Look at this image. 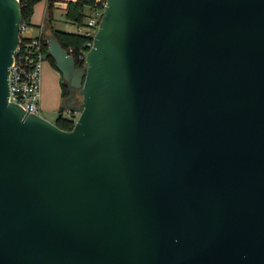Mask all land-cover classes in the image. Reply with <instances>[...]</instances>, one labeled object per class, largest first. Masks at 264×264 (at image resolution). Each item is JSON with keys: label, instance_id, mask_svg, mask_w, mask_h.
I'll return each instance as SVG.
<instances>
[{"label": "water", "instance_id": "95a60500", "mask_svg": "<svg viewBox=\"0 0 264 264\" xmlns=\"http://www.w3.org/2000/svg\"><path fill=\"white\" fill-rule=\"evenodd\" d=\"M21 1L0 0V264H264V0H106L81 69L46 36L71 131L8 100Z\"/></svg>", "mask_w": 264, "mask_h": 264}, {"label": "built area", "instance_id": "2783aa9c", "mask_svg": "<svg viewBox=\"0 0 264 264\" xmlns=\"http://www.w3.org/2000/svg\"><path fill=\"white\" fill-rule=\"evenodd\" d=\"M105 5L106 3L104 2L101 8L94 10L92 13L93 17L88 18L84 26L76 27L74 32L87 39L84 50L77 54L78 60L83 61L84 66L85 56L92 45V39L97 32ZM25 27V25L21 24L20 31L25 29ZM46 48V38L40 36L22 40L19 38L18 45L13 52L8 73V100L21 107L25 113H27V104L30 103L31 111H28V114L39 115L41 70L42 63L46 60ZM67 52L73 57L74 50L72 48H69ZM64 112L63 115L65 117L74 118L73 115L66 111Z\"/></svg>", "mask_w": 264, "mask_h": 264}, {"label": "trees", "instance_id": "16d2710c", "mask_svg": "<svg viewBox=\"0 0 264 264\" xmlns=\"http://www.w3.org/2000/svg\"><path fill=\"white\" fill-rule=\"evenodd\" d=\"M46 2V12L44 17V22L41 26L42 33L40 37L45 38L46 36H52L60 46L66 51L69 48L74 50L73 59L75 61L76 68H84L83 61H79L77 54L84 50V47L87 43V39L75 34L64 32L58 29H54L52 26L53 23V11L55 9V3L58 0H22L20 2V11H21V24L28 26L33 15L34 7L40 2ZM106 0H75L66 2V9L63 15L66 17L67 21L74 25L75 27H81L86 24L88 18L93 13L94 10L102 7L103 3ZM22 40L24 38L20 37ZM47 51V48H46ZM46 59L54 68L53 60L48 56L46 52ZM55 69V68H54ZM60 89H61V99L62 101L68 96V90L66 88L65 82L60 76ZM64 108L60 107L58 112V117L54 122L55 126L64 131H71L75 121L69 119L63 115ZM61 115V117H59Z\"/></svg>", "mask_w": 264, "mask_h": 264}, {"label": "rangeland", "instance_id": "374dc122", "mask_svg": "<svg viewBox=\"0 0 264 264\" xmlns=\"http://www.w3.org/2000/svg\"><path fill=\"white\" fill-rule=\"evenodd\" d=\"M44 3V2H41ZM65 7H55L53 11V23L52 26L54 29H59L61 31H67L71 32L73 30V25L70 24L66 17L63 15ZM35 9V8H34ZM90 17H93L91 14ZM42 15L38 22H35L34 19L31 18L29 25L25 27V29H22L20 31V37L24 39H32L37 38L41 34L40 30V24H41ZM88 20V19H87ZM86 22V21H85ZM42 64V70H41V91H40V102H39V108L41 110L39 111V115L46 119L48 122H55L56 118L58 117V114H54L56 118H52V116L48 115L46 112L48 111V107L52 104V94L57 92L60 88V75L59 73L53 68L51 69L52 75H47L45 77L44 72V66L49 65V62L47 60H44ZM59 108V104L56 108V111ZM65 113V112H64ZM77 116H75L73 119L76 121Z\"/></svg>", "mask_w": 264, "mask_h": 264}, {"label": "crops", "instance_id": "0c3cea01", "mask_svg": "<svg viewBox=\"0 0 264 264\" xmlns=\"http://www.w3.org/2000/svg\"><path fill=\"white\" fill-rule=\"evenodd\" d=\"M68 1H75V0H58V2H56L55 3V7H58V8H60V7H65L64 8V11H65V9H66V2H68ZM44 3H38L34 8V11H33V15H32V19H34L35 20V22H38L39 21V19H40V17H41V15H42V19H41V24H40V30H41V26H42V24H43V22H44V17H45V12H46V2L45 1H43ZM59 30V29H58ZM75 30H76V27L73 25V30L71 31V32H69V33H74L75 32ZM64 32H67V31H64ZM41 33H42V30H41ZM41 35V34H40ZM39 35V36H40ZM47 60V59H46ZM48 61V60H47ZM43 63H45V62H43ZM42 63V64H43ZM50 64V63H49ZM50 67H52L51 66V64H50V66L49 65H46V66H44V72H45V77L48 75H52L51 74V68ZM59 86H60V84H59ZM62 102V99H61V89L59 88V90L56 92L55 91V93H53L52 94V104L48 107V111L46 112L48 115H50V116H52V118H56V117H54L55 115L54 114H58V112H59V109H60V103ZM58 104H59V108H58V110L56 111V108H57V106H58ZM40 110H41V108H40ZM57 119V118H56ZM46 120V119H45ZM56 121V120H55ZM51 123H54V122H51Z\"/></svg>", "mask_w": 264, "mask_h": 264}, {"label": "flooded vegetation", "instance_id": "af4514ba", "mask_svg": "<svg viewBox=\"0 0 264 264\" xmlns=\"http://www.w3.org/2000/svg\"><path fill=\"white\" fill-rule=\"evenodd\" d=\"M79 69H81V68H79ZM66 85V84H65ZM67 88V87H66ZM68 97V96H67ZM66 97V98H67ZM65 98V99H66ZM75 98H76V102H75V104L73 105V106H77L78 104H79V102H80V97H79V95H78V91H76V95H75ZM73 117H75V116H73Z\"/></svg>", "mask_w": 264, "mask_h": 264}]
</instances>
